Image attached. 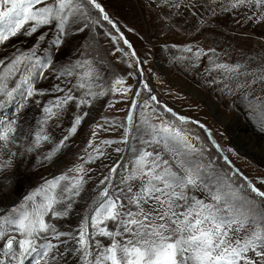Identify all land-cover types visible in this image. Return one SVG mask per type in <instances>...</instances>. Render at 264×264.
I'll use <instances>...</instances> for the list:
<instances>
[{
    "label": "rangeland",
    "instance_id": "374dc122",
    "mask_svg": "<svg viewBox=\"0 0 264 264\" xmlns=\"http://www.w3.org/2000/svg\"><path fill=\"white\" fill-rule=\"evenodd\" d=\"M199 1L216 6L194 22L193 34L188 32L184 41L157 31L158 23L146 15L153 0H97L116 27L103 20L99 10L89 6L85 15L77 13L68 20L60 44H53L60 34L56 22L40 26L30 36L26 32L33 22H28L19 33L0 42V60L5 65L18 56L26 57L11 72L0 65V83L7 85L5 91L15 87L21 77L27 78L33 89V95L27 97L29 85H22L13 94V100L0 108V134L9 127L15 128L7 148L0 141V164L11 158V167L0 171V216L6 215L13 206L27 204L24 197L35 196L37 190L55 176L83 178L80 195L71 197L72 207L67 209L68 214L59 218L47 215V221L55 225L57 232L70 234L57 237L49 232L47 240H38V244L50 241L56 245L45 257L48 264H83L78 259L79 253L71 250L77 247L73 237L86 217L97 216L100 221L95 227L85 229L93 234V242H100V250L111 242V238L98 234L99 228L116 230L119 218L105 220L104 209L99 213L94 211L101 202L107 203L100 196L104 187L110 189L109 199L115 200L116 205L118 199L123 201V211H119L118 205L116 210L125 220L129 210L138 211L129 199L144 183L138 172L140 157L145 152H162L171 159L173 154L167 147L173 145L181 154L187 152L181 143L162 131L165 126L179 130L198 150L189 159L201 175L218 178L225 192L228 189L224 185L239 190L238 194L243 197L242 211L247 217L245 231L250 233L264 223V199L251 193L243 179L247 177L264 190L261 184L264 179V122L258 103L264 101V85L258 80L255 85L251 84L252 74L264 69V9L247 6L232 9L230 4L234 0ZM46 2L52 3V0ZM215 9L227 16L232 26L208 20ZM189 24L188 21L185 26ZM212 25L219 27L210 29L218 34L215 36L219 39L217 46L209 40L211 36L198 35L200 27L206 30V26ZM79 28L84 30L78 31ZM41 35L45 36L44 40L39 39ZM125 39L128 44L124 43ZM188 46L193 49L191 52L186 50ZM217 64L239 68L234 74L217 68ZM117 79L124 83L115 85ZM245 81H249L248 88L237 87ZM81 83L86 87L80 88ZM129 86L130 90L124 92ZM191 86L196 88V93ZM68 94L75 97L74 102L54 107ZM4 99L6 96L0 93V100ZM81 100L86 103L80 104ZM45 107L52 108L57 115L45 113ZM76 116L83 119L77 131L69 135ZM233 120L244 123L241 131L246 138L254 139V146L237 132ZM38 131L48 136L39 144L35 137ZM65 136L69 138L59 146ZM128 143L130 148L121 163V154ZM113 168L116 169L114 173L111 172ZM104 177L110 179L102 185L100 181ZM72 182L71 179L61 181V186H70ZM197 195L211 202L207 193ZM67 202L65 199L56 210L63 212ZM145 210L150 207L145 205ZM2 230L5 238L0 239V260L4 264H21L18 243H14L7 257L3 254V245L8 236H16L17 240L23 236L15 226L5 225ZM239 235L243 236L244 231ZM130 238L125 234L120 239ZM38 251L44 249L38 247L36 252L25 256L23 264H36ZM54 254L55 261L52 260ZM189 264L194 262L190 260Z\"/></svg>",
    "mask_w": 264,
    "mask_h": 264
},
{
    "label": "snow or ice",
    "instance_id": "6c2138e0",
    "mask_svg": "<svg viewBox=\"0 0 264 264\" xmlns=\"http://www.w3.org/2000/svg\"><path fill=\"white\" fill-rule=\"evenodd\" d=\"M89 6L99 10L103 14V20L116 27L97 0H52V3H47L46 0H0V42L8 39L9 35L14 36L19 33L28 22H33L26 32L29 36L36 33L40 26L56 22L55 27L60 34L56 36L53 44H60L69 18L77 13L81 16L85 15ZM240 6L264 9V0H234L230 4L232 9ZM77 30L83 31L84 29ZM39 39L44 40L45 36L41 35ZM112 39L115 40L116 37ZM124 43L128 44V41L125 39ZM186 50L191 52L193 49L188 46ZM209 51L214 52L215 50L210 49ZM132 55L135 56V52ZM24 59L26 57L18 56L7 65L3 60H0V65H5V68L11 72L16 70ZM216 67L234 74L239 68V66L233 68L223 64H217ZM67 74L71 75L72 73L68 72ZM88 75L91 74L88 73ZM257 80L261 85H264V69H261L258 74H252L251 84L255 85ZM123 83L122 79H117L114 82L115 85ZM24 84L29 85L26 96L31 97L33 89L27 78L21 77L20 82L16 83L15 87L9 91H5L6 84L0 83V93L6 96V99L0 100V108L11 102L13 94ZM78 86L86 87L83 83ZM145 87L147 88L146 84ZM237 87L248 88L249 81L238 84ZM129 90L130 86L123 89L124 92ZM68 91L71 93L72 89L69 88ZM152 99L155 100V96ZM69 101H75V97L71 94L64 96L54 107L59 108ZM84 103H86L85 100L80 101V104ZM258 103L262 122H264V101ZM43 111L50 116L57 115L50 107H45ZM82 119V116L75 117L69 135L77 131V126ZM180 119L185 120L186 118L180 117ZM9 123L14 122L10 121ZM97 127H102V125H97ZM162 131L181 143L187 152L181 154L175 145L167 147V151L173 154L171 159L166 158L162 152H145L140 157L138 168L140 178L144 183L129 199V203L136 205L138 211L134 213L129 210L126 213L128 219L125 220L116 210L115 200L109 199V188L104 187L100 196L105 198L107 203L101 202L94 211L99 213L100 209H104L105 220L119 218L116 230H110L107 227L99 228L98 234L111 238V242L100 250V242H93L91 240L93 234L85 230L88 227H95L100 221L97 216L86 217L81 229L73 237L77 247L71 251L79 253L78 259L83 264H189L190 260L194 264H264V223L258 224L250 233L245 231L244 221L247 217L242 211L243 197L238 194L239 190L224 185V188L228 189L225 192L221 189L218 178L201 175L198 167L194 166L189 159L191 154L198 150L188 142L187 136L179 130H173L166 126ZM13 132H15V128L9 127L7 131L0 134V141L4 142L5 148H7L10 134ZM95 135L96 133L93 132V136ZM35 137L37 144L41 140L48 139V136L43 135L42 131L36 132ZM68 138V136L63 137L59 146H62ZM89 143L91 144V141ZM105 143L109 142L105 141ZM59 146L56 150L59 149ZM217 147L219 146L217 145ZM9 167H11L10 157L0 164V171ZM115 171V168L111 169V172ZM69 179L73 181L70 186H61V181ZM109 179L110 177H104L100 183L103 185ZM243 179L247 181L251 193L264 199V190L257 187L247 177H243ZM82 180V177L70 178L64 174L55 176L46 181L45 186L38 189L35 196L26 195L24 201L27 204H22L19 207L13 206L6 215L0 216V239L5 238V233L2 230L5 225L15 226L16 231L23 236L19 240L16 236L6 238L3 245L4 256H9L13 251L14 243H18L21 250V264H23V258L36 252L38 247L44 251L38 254L36 264H40L42 260L44 264H48L45 257H48L49 251L56 245L50 241L38 244V240L40 238L47 240L49 232L54 233L57 237H65L70 234L57 232L55 225L50 224L46 216L50 214L54 218H59L67 215V209L72 207L71 197L80 195ZM261 184H264V179L261 180ZM214 186L215 190H213ZM128 191L132 192L131 187L128 188ZM66 193L69 195L65 196ZM197 193H207L211 202L201 198ZM65 199L68 200L65 210L57 211L55 206L62 204ZM145 205H148L150 210L146 211ZM242 231H244L243 236L239 235ZM125 234L131 238L120 239ZM60 255L63 256L64 253ZM12 258L15 259L14 256ZM55 259L54 254L52 260L55 261ZM0 264H4V261L0 260Z\"/></svg>",
    "mask_w": 264,
    "mask_h": 264
},
{
    "label": "bare ground",
    "instance_id": "6f19581e",
    "mask_svg": "<svg viewBox=\"0 0 264 264\" xmlns=\"http://www.w3.org/2000/svg\"><path fill=\"white\" fill-rule=\"evenodd\" d=\"M153 2L154 4L151 5V8L148 6L150 11L147 10L146 15L151 21H155L158 23L157 31H162V33L166 37L177 38L183 41L186 40L190 35V31L191 34H193L192 28L196 25L194 24V22L200 20L202 16H206V14L208 13L207 11H209L210 8L216 6L215 4H211V6H209L208 4H201L199 0H192L189 3H186L183 0H153ZM208 20H216L222 22L223 24L232 26V21L222 13H219L218 11L216 12V9L215 13L209 14ZM188 21L191 25L189 24V26L186 27L185 25ZM211 28L212 30H215L219 27H216L215 25H212L211 27L206 26L205 30V27L202 26L199 28L198 35L211 36L212 38L209 40L211 41V43H213L214 46H217L219 39H216L215 36H218V34H216V31H210ZM188 32L189 35L187 36ZM226 44L229 45V42H227ZM192 91L195 93L197 92L195 87L192 88ZM211 107L216 108V105L211 104ZM218 112H220V110H218ZM219 115L223 116L221 113H219ZM233 124L237 132H240L241 136H243V139L248 144L254 146V139L246 138L244 132L241 131V128L245 127L244 123L240 122L239 120H233ZM122 157L123 154H121V159ZM58 206L59 204L55 206L56 209H58Z\"/></svg>",
    "mask_w": 264,
    "mask_h": 264
},
{
    "label": "water",
    "instance_id": "95a60500",
    "mask_svg": "<svg viewBox=\"0 0 264 264\" xmlns=\"http://www.w3.org/2000/svg\"><path fill=\"white\" fill-rule=\"evenodd\" d=\"M97 109V107H95L94 108V110H96ZM94 110H93V112L90 114V116L93 118L94 117ZM89 120V119H88ZM129 141V140H128ZM129 148H130V145H129V143H128V145H127V147H126V150L122 153L123 154V157H122V159H121V163H122V161L124 160V158H125V156H126V154H127V152H128V150H129ZM109 191H110V189H109ZM98 207V206H97Z\"/></svg>",
    "mask_w": 264,
    "mask_h": 264
},
{
    "label": "trees",
    "instance_id": "16d2710c",
    "mask_svg": "<svg viewBox=\"0 0 264 264\" xmlns=\"http://www.w3.org/2000/svg\"><path fill=\"white\" fill-rule=\"evenodd\" d=\"M37 7H39V6H37ZM73 17H74V16L70 17L69 20H71ZM122 204H123V201L120 200V199H118L117 205H118V209H119V207H120V210H119L120 212L123 211V210H121V206H122Z\"/></svg>",
    "mask_w": 264,
    "mask_h": 264
}]
</instances>
